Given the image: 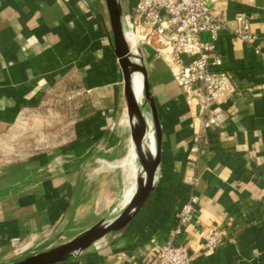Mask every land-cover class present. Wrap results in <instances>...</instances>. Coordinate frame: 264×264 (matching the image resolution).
Returning <instances> with one entry per match:
<instances>
[{
	"label": "crops",
	"instance_id": "0c3cea01",
	"mask_svg": "<svg viewBox=\"0 0 264 264\" xmlns=\"http://www.w3.org/2000/svg\"><path fill=\"white\" fill-rule=\"evenodd\" d=\"M211 12L221 24L216 53L236 86L212 105L224 120L207 125L199 99L145 48L161 131L154 188L125 226L51 264H155L191 189L194 222L174 239L188 243L189 264H264V0H215ZM236 14L248 19L251 40L234 34ZM121 78L102 0H0V264L67 241L126 204L136 164H125L132 145ZM61 93L73 114L66 136L27 152L42 142L44 108L52 113ZM112 118L117 131L104 128ZM212 228L221 242L202 251L199 231Z\"/></svg>",
	"mask_w": 264,
	"mask_h": 264
},
{
	"label": "built area",
	"instance_id": "2783aa9c",
	"mask_svg": "<svg viewBox=\"0 0 264 264\" xmlns=\"http://www.w3.org/2000/svg\"><path fill=\"white\" fill-rule=\"evenodd\" d=\"M214 1L129 0L131 17L126 31L137 55L143 56L145 48H151L166 63L187 98L199 99L208 112L207 125H218L224 120L223 111L213 110L212 105L225 102L236 90L230 73L222 69L216 53L215 39L221 24L211 12ZM235 21L234 34L241 40H251L248 19L236 14ZM204 33L208 34L207 38L202 37ZM196 202L197 195L189 192L180 204L177 223L170 230L169 238L157 246L155 264H189L188 243L174 239L193 224ZM225 222L231 225L233 218L227 216ZM199 233L202 251L221 242L218 228Z\"/></svg>",
	"mask_w": 264,
	"mask_h": 264
},
{
	"label": "water",
	"instance_id": "95a60500",
	"mask_svg": "<svg viewBox=\"0 0 264 264\" xmlns=\"http://www.w3.org/2000/svg\"><path fill=\"white\" fill-rule=\"evenodd\" d=\"M102 1L111 47L122 73L123 96L131 145L135 153L134 161L137 162L134 175V190L123 208L112 218L95 222L67 241L26 254L4 264H51L68 256L80 254L106 233L125 226L143 205L157 180L160 163L161 131L142 56L137 55L133 51L131 40L126 33L131 17L130 5L128 2L124 12L120 0ZM134 72H140L142 75V96L151 114L150 120L154 145L152 153L147 147L146 139L148 118L146 119L140 100L139 102L137 101L132 86V74Z\"/></svg>",
	"mask_w": 264,
	"mask_h": 264
},
{
	"label": "rangeland",
	"instance_id": "374dc122",
	"mask_svg": "<svg viewBox=\"0 0 264 264\" xmlns=\"http://www.w3.org/2000/svg\"><path fill=\"white\" fill-rule=\"evenodd\" d=\"M120 2H121V5L123 6L124 12H125L126 6L129 2V0H120ZM104 17H106L105 13H104ZM122 83H123V79H122ZM80 96H81L80 94H76L74 99H76V100L78 98L80 99L81 98ZM59 99L60 100L58 101V103L53 107L52 113H50L51 112L50 108L48 110V106H45L44 109H46V111H43L45 117H44V121L41 122L43 134H42L41 139H39V140H42V142L38 143V144H29L27 152H31V151L37 150L39 148H42V147L51 146L52 144L60 142L64 138V136H66V133L69 129V125H70V121H71L70 118L68 119L67 117H72L73 114L71 111L69 112V110L67 108L66 95L64 93H61V96L59 97ZM140 104L142 105L143 113L146 115V117L149 119V121L151 123V120H150L151 114L149 111V107H148L147 103L144 102L143 96L140 98ZM151 125H152V123H151ZM104 128L117 131V129H119V126L117 125L116 119L112 118L104 126ZM127 130L129 131L128 127H127ZM33 139H38V137L35 138L34 136L29 135L28 140L31 141ZM117 139H119V138H117ZM111 143L118 144L119 142H118V140L114 139V141L110 142V144ZM111 154L112 153L110 152L108 154V156H110ZM108 162H110L111 165H114L113 161L109 160ZM125 164H128V163H125ZM135 164H137L136 161H135ZM127 167L129 168L130 164H128ZM134 175H135V170L134 171L131 170V176L133 178L131 181V185H134ZM186 180L188 183L193 182V175H187ZM128 187H129V185H128ZM128 187H127V189H128ZM189 192H192V189ZM232 223H234V222H232Z\"/></svg>",
	"mask_w": 264,
	"mask_h": 264
},
{
	"label": "bare ground",
	"instance_id": "6f19581e",
	"mask_svg": "<svg viewBox=\"0 0 264 264\" xmlns=\"http://www.w3.org/2000/svg\"><path fill=\"white\" fill-rule=\"evenodd\" d=\"M132 86H133V90L135 92V97L137 99V101L139 102L140 98L142 97V75L140 72H134L132 74ZM147 119V118H146ZM125 121L127 122V116L125 118ZM126 126V125H125ZM147 147L149 148L150 152L152 153L154 150V145H153V136H152V126L151 123L149 121V119H147ZM130 154H131V159H129L128 161H125V163L132 164V161L134 160V156L135 153L133 151V147H130ZM126 164V165H128ZM132 171H136V166H132ZM134 190V185H129L128 189L126 190V194H125V200H128L130 195L132 194Z\"/></svg>",
	"mask_w": 264,
	"mask_h": 264
},
{
	"label": "trees",
	"instance_id": "16d2710c",
	"mask_svg": "<svg viewBox=\"0 0 264 264\" xmlns=\"http://www.w3.org/2000/svg\"><path fill=\"white\" fill-rule=\"evenodd\" d=\"M51 108H52V105H51Z\"/></svg>",
	"mask_w": 264,
	"mask_h": 264
}]
</instances>
